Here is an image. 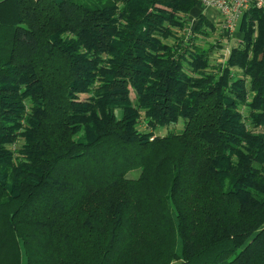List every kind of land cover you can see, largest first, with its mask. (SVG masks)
Instances as JSON below:
<instances>
[{"label":"trees","instance_id":"16d2710c","mask_svg":"<svg viewBox=\"0 0 264 264\" xmlns=\"http://www.w3.org/2000/svg\"><path fill=\"white\" fill-rule=\"evenodd\" d=\"M198 3L0 0V264H264V15Z\"/></svg>","mask_w":264,"mask_h":264},{"label":"built area","instance_id":"2783aa9c","mask_svg":"<svg viewBox=\"0 0 264 264\" xmlns=\"http://www.w3.org/2000/svg\"><path fill=\"white\" fill-rule=\"evenodd\" d=\"M205 7L216 9L221 16V28L231 32L237 22L251 7L260 9L264 15V0H199Z\"/></svg>","mask_w":264,"mask_h":264},{"label":"crops","instance_id":"0c3cea01","mask_svg":"<svg viewBox=\"0 0 264 264\" xmlns=\"http://www.w3.org/2000/svg\"><path fill=\"white\" fill-rule=\"evenodd\" d=\"M210 8V7H208ZM207 7H205L203 4H201L200 2L194 7L192 8L191 12H190V24H191V28L194 26L195 22H196V18L199 14L205 13L207 14ZM214 9V8H213ZM215 13H214V17H210L211 19L214 20V22L221 24V16L219 14V12L214 9ZM244 13L242 14L241 18L239 19V21L237 22L236 26L234 27V29L230 32V36L229 38H226L228 42H230V47L226 48L227 52L225 54V56L227 54H229V51L231 50L232 47H235L239 44H241L243 42L244 39V32L241 28V24H242V17H243Z\"/></svg>","mask_w":264,"mask_h":264},{"label":"rangeland","instance_id":"374dc122","mask_svg":"<svg viewBox=\"0 0 264 264\" xmlns=\"http://www.w3.org/2000/svg\"><path fill=\"white\" fill-rule=\"evenodd\" d=\"M214 11L215 10L213 8H208L207 9L208 16L214 17V13H215ZM204 40L205 39L201 40V43L204 46H208L210 44H215L216 42H218V40L220 43L224 44V46H222V49H218V48L214 49V52L212 55V60H213V62H218L220 59L221 60L224 59L225 54L227 52L226 48L230 47V42L227 41L226 37L220 36V35H218V33H216V34H212L205 41ZM142 127H145V124H142ZM181 127H182V122H179L177 125L166 126L163 129L158 130L157 133H165L168 129H172V128H174L175 130H180ZM129 175L132 177H137L139 175V172L138 171H132V172H130Z\"/></svg>","mask_w":264,"mask_h":264}]
</instances>
